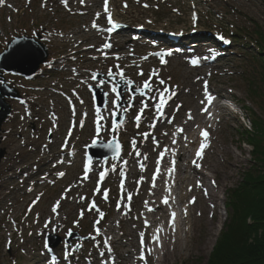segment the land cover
Here are the masks:
<instances>
[{"label": "rangeland", "instance_id": "obj_1", "mask_svg": "<svg viewBox=\"0 0 264 264\" xmlns=\"http://www.w3.org/2000/svg\"><path fill=\"white\" fill-rule=\"evenodd\" d=\"M9 5L20 11L8 10ZM107 8L105 12L104 0L0 4V51L16 35L38 33L48 52L31 79L4 76L21 98L7 100L11 113L0 129V148L6 152L0 163V264H133V259L136 264H206L229 218V191L242 184L243 171H264L263 160L254 162L251 145L243 143L248 138L240 134L250 129L251 112L258 115V134L251 140H262L263 148L257 147L256 153L261 157L264 52L258 53L255 41L264 36V0H108ZM106 13L118 25L116 33L106 31ZM216 31L228 35L230 43L208 34ZM204 45L212 58L195 69L190 65L193 46ZM200 49L199 54L207 55L205 47ZM177 52L184 57L175 56ZM96 93L104 99L103 107H95ZM106 105L113 108L103 123L97 112ZM203 131L209 138L199 141ZM110 138L120 141L121 156L92 157L95 169L85 176L86 147L95 139ZM202 142L207 145L202 153L205 166L199 164L198 169L215 191L214 206L198 187L195 170H188ZM171 157L176 166L170 172ZM157 158L165 172L161 180L152 177L150 182ZM141 163L146 164L143 169ZM120 164L135 171L132 188L123 192L114 187L122 184L121 175L128 179ZM102 168L108 176L99 184ZM153 182L154 197L169 187L177 193L169 203L179 210L175 233L167 229L160 234L158 221L147 226L135 206V199L148 195ZM147 200L142 205L149 204ZM130 204L132 212L127 213ZM160 206L154 212L165 220L162 210L168 212L167 206ZM135 224L146 232L129 240L125 234H134ZM98 225L102 233H108L110 225L116 237L121 236L123 251L136 245V251L146 247L151 254L129 255L128 262L118 254L115 262L107 261L105 255L116 256L111 241L99 242ZM70 230L78 232L71 245L46 249V232L64 237ZM210 239L213 243L204 246Z\"/></svg>", "mask_w": 264, "mask_h": 264}, {"label": "trees", "instance_id": "obj_2", "mask_svg": "<svg viewBox=\"0 0 264 264\" xmlns=\"http://www.w3.org/2000/svg\"><path fill=\"white\" fill-rule=\"evenodd\" d=\"M258 120L255 115L253 132L246 131V137L255 154L254 162L256 159L264 162V150L259 152L261 157L256 156L257 147L263 148L259 144L262 140L260 137L255 142L251 140L253 134H258ZM260 130L263 132V128ZM241 183L231 191L229 221L206 264H264V171H245Z\"/></svg>", "mask_w": 264, "mask_h": 264}, {"label": "bare ground", "instance_id": "obj_3", "mask_svg": "<svg viewBox=\"0 0 264 264\" xmlns=\"http://www.w3.org/2000/svg\"><path fill=\"white\" fill-rule=\"evenodd\" d=\"M13 6H15V5H9L8 10L14 11L15 13H17V12L20 11L19 8L13 7ZM190 45H192V44H190ZM191 48L192 47H190L187 50L189 51ZM183 51H184L185 56H186L188 54V52L186 50H183ZM176 55L179 56L178 52L175 53V56ZM182 57H184V56H182ZM182 57L179 56V58H182ZM188 59L189 58H187V60ZM205 66H206V64H202L199 67L198 66H193V67H196L195 69H200L201 70V67L204 68ZM149 79L152 80V77H150ZM157 79H158L157 77H153V80H157ZM112 108H113L112 106H107L106 105L102 110H99L97 112V114L99 115V119L102 122L104 121L103 123H106V117L108 115V112L110 110H112ZM155 118L156 119H161V117H157V116ZM198 137H199V141L200 140L204 141L203 139H200V138H202L201 133L198 135ZM208 138H209V136H208ZM185 140H186V137H185L184 141ZM209 150H210V148H208V151ZM196 151H197V149H196ZM208 151H206V153ZM203 152H204V149H203ZM203 159H204V155L201 158L198 159L193 154L192 157H191V159L188 162V170L189 171H192L193 169L195 170V172H194L195 173V178L199 180L198 187L201 189L203 195L205 196V199H206L207 204L210 205V206H214L215 196H216L215 191L214 190H211L208 187L207 182H206L207 178L203 176V172H200L201 169H198V165L199 164L205 166ZM194 161L197 164H194ZM174 164H176V162ZM120 165H121L122 168L125 169L124 172L127 173V175H128V181L126 180L124 182L122 180L123 178H125V175H123L122 178H121V180H120V182L122 183V185H119V184L115 183L114 184V187L117 188V189H119V187H122L121 190H125L128 187L132 188L133 173L135 172L134 169H130V167L128 168L125 164H120ZM145 165L146 164H142V163L140 164V166L142 167V169L145 167ZM112 166H114V165H112ZM93 169H95V167H93ZM163 172H164V170H162V171L159 172V175L157 176L158 177L157 178L158 181L161 180V178L163 177ZM88 175L90 176V174H88ZM164 178H165V175H164ZM145 182H146V177L144 179V183ZM152 186L153 187H156V185H154V184H152ZM152 191L155 192L154 188H153ZM190 191L191 190L189 189V192ZM175 197L177 198V193L175 192L174 189H172L171 190V193H170V199L171 198H175ZM152 201H153L152 204H158V203H164V204H166L168 206V210L169 211H168V213L167 212L165 213V211L163 209L162 210V212H163V218H166V219L165 220H158V218H160V214H162V213H159L158 214L156 212H152L154 209L151 211L150 210V209H152L151 206H149V208L147 209V211H145L143 209L144 205H142L143 202H144V200H142L140 198H136L135 199V206H138V208H140V214L142 216H145L146 218L147 217L150 218V219H148L146 221L147 222L146 225L148 226V225H150V223L153 224V222L158 221L160 223V225H159V232H160V234L162 232H164L165 230H167V229L172 230L175 233L177 231V229H178V220H179V216H178L179 210H178L177 204H173L172 203L171 204L172 206H171V205H168L165 202L160 201L159 199H153ZM133 206L134 205H132V207ZM4 210H6V208L3 209L2 211H4ZM155 211H157V210H155ZM129 212L130 213L132 212L131 211V207L129 208V210L127 211V213H129ZM153 217H156V220ZM120 218H121V216L119 218H117L116 223L117 222H120ZM136 226L138 227L140 225L135 224V227H134V234L136 233L135 236H134L133 233L131 234V232H127V234H125L128 237L129 240H131V236H133V237H136V236L141 237V234L142 233L144 234V232H146V231H143V230H139ZM109 229L110 230H109V233L107 235L109 237V240L112 242L111 248L114 251L113 254L116 256V258H117V255L119 254V256H123V259H125V261L128 262L130 260H126V258H128L129 255L133 256V258H136L137 257L136 255H138V253H142L145 256H149L151 254L150 251L148 249H146V248H145V250L136 251V249L138 248V246H136V245L133 246V248L130 251H123V246H121V244H120V241H122V239H119L121 236L116 237V235L114 234V231L111 230L110 226H109ZM141 238H143V237H141ZM99 242L102 243V240H100ZM211 243H213V240L210 239L209 242L208 243H205L204 246H207V244H210L211 245ZM101 255H105L104 250H101ZM105 259H107V261H110V262H115V258L113 259L111 257H108L107 255H105ZM135 262H136L135 259H133V264H136Z\"/></svg>", "mask_w": 264, "mask_h": 264}, {"label": "water", "instance_id": "obj_4", "mask_svg": "<svg viewBox=\"0 0 264 264\" xmlns=\"http://www.w3.org/2000/svg\"><path fill=\"white\" fill-rule=\"evenodd\" d=\"M30 57L32 64L24 63ZM45 58V51L40 52L38 45L33 39L15 38L8 44L7 50L0 54V68L17 71L25 75L34 73L40 62ZM13 95L11 92H5L0 86V124L9 113V106L4 103L3 96ZM16 95V94H15ZM0 151V158L2 156ZM116 155L119 154L117 147ZM52 243V242H51Z\"/></svg>", "mask_w": 264, "mask_h": 264}, {"label": "snow or ice", "instance_id": "obj_5", "mask_svg": "<svg viewBox=\"0 0 264 264\" xmlns=\"http://www.w3.org/2000/svg\"><path fill=\"white\" fill-rule=\"evenodd\" d=\"M62 2H65V3H66V0H62ZM2 3H3V0H0V4H2ZM81 3H83V0H81ZM107 4H108V0H104V11H105V12L108 11ZM125 6H126V5H125ZM99 16H100V14L97 13V17H99ZM195 19H196L195 14H193V21H195ZM108 23H109V24H112L113 27H118V25H116V24L113 23V21H112V19H111V14H110V13H109V16H108ZM96 26H97V25H96V23L94 22V23H93V27H96ZM109 30H111V29H109ZM104 47L107 48V47H110V45L107 44V43H105V44H104ZM169 54H170V53H169ZM164 62H165V61H164L163 59H161V63H164ZM192 63L195 64L196 61L193 60ZM109 75H111V73H109ZM152 75H156V73L154 72V73H152ZM160 83L163 84L164 81L161 80ZM144 86H145L146 88H149V90H151V89H150V85L148 84L147 81H145ZM113 91H115V89H113ZM172 94L174 95V93H172ZM211 99H212V98H211L210 96L207 97V100H208L209 102H211ZM162 103H163V101H162ZM136 119L139 120L140 117L137 116ZM189 119H191V115H190V114H189ZM97 131H99V129H97ZM201 135H202L203 137L206 138V137L208 136V133H207L206 131H203V132L201 133ZM93 143H95V141H93ZM206 146H207V145H206L205 143H203V142L199 145V149H198V150L196 151V153H195V155H196V157H197L198 159L202 157L203 149H204ZM161 155H163V153H162ZM194 162H195V161H194ZM169 171L171 172L172 169H169ZM58 175H59V176H63L64 173H58ZM103 175H104V174L101 173V177H103ZM105 198H106V190H105ZM130 198H131V197H129V199H130ZM193 202H194V201H193ZM165 203H167V201H165ZM91 207L95 208V204L93 203V205H92ZM52 210H53V212H55V211H56V207H53ZM150 210H151V209H150ZM82 215H83V214L81 213V216H82ZM101 215H103V214H101ZM146 223H147V222H146ZM141 237H143V233L141 234ZM154 239L157 240V242H158V236L154 237ZM141 258H143V257H141Z\"/></svg>", "mask_w": 264, "mask_h": 264}]
</instances>
